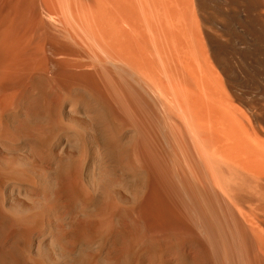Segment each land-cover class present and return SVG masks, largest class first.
<instances>
[{
    "label": "bare ground",
    "instance_id": "bare-ground-1",
    "mask_svg": "<svg viewBox=\"0 0 264 264\" xmlns=\"http://www.w3.org/2000/svg\"><path fill=\"white\" fill-rule=\"evenodd\" d=\"M250 4L0 0V264H264Z\"/></svg>",
    "mask_w": 264,
    "mask_h": 264
},
{
    "label": "rangeland",
    "instance_id": "rangeland-1",
    "mask_svg": "<svg viewBox=\"0 0 264 264\" xmlns=\"http://www.w3.org/2000/svg\"><path fill=\"white\" fill-rule=\"evenodd\" d=\"M203 2H204V4H237V0H203ZM243 10L245 11L246 14L243 13L244 12ZM236 13L238 15L237 16L235 14L236 20L245 21L246 30H247L248 34H250V36H251V49H252L251 53L262 52L263 56H264V50L262 51V50H259V48H258V44H259L258 43V35H260L259 34L260 33V31H259L260 26H258V17L256 14L255 5L250 4V5L242 6L241 8H237ZM240 29H243V28H240ZM253 41L255 44L253 43Z\"/></svg>",
    "mask_w": 264,
    "mask_h": 264
}]
</instances>
